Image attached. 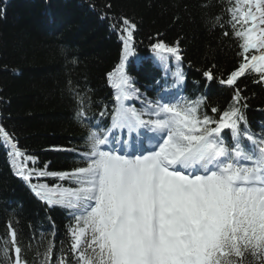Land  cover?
I'll return each mask as SVG.
<instances>
[{"label": "snow or ice", "instance_id": "snow-or-ice-1", "mask_svg": "<svg viewBox=\"0 0 264 264\" xmlns=\"http://www.w3.org/2000/svg\"><path fill=\"white\" fill-rule=\"evenodd\" d=\"M225 4L228 20L212 17V27L227 24L240 51L238 66L219 79L234 89L223 110L214 106L209 112L205 96H181L167 84L155 99L145 97L125 67L135 55L137 25L121 17L110 25L123 43L120 63L108 73L115 102L110 114L102 111L93 122L90 104L75 94V116L86 135L82 149L68 151L78 154L79 166L29 167L37 158L0 125V144L15 174L42 202L71 217L69 247L54 264H264V130H251L247 97L237 87L249 74L264 84V0ZM179 43L157 37L150 45L166 69L176 61L172 89L186 79ZM203 75L214 79L211 70ZM43 177L62 183L32 182ZM54 236L53 231L44 251H37L39 264H53ZM0 239V264H29L11 224L7 238Z\"/></svg>", "mask_w": 264, "mask_h": 264}, {"label": "trees", "instance_id": "trees-1", "mask_svg": "<svg viewBox=\"0 0 264 264\" xmlns=\"http://www.w3.org/2000/svg\"><path fill=\"white\" fill-rule=\"evenodd\" d=\"M225 7V0H0V125L14 134L22 150L37 158L29 167L47 164L48 171H66L79 166L78 154L68 151L82 149L86 135L75 116V94L84 97L86 106L90 104L93 122L102 111L110 114L114 89L108 73L115 71L123 52L119 31L110 25L121 17L137 25L135 55L125 67L145 97L150 99L154 89L163 85L159 83L174 81L176 68L174 59L167 69L160 63L151 42L157 37L168 44L179 40L189 96H205L209 112L214 106L223 110L234 89L221 85L219 79L238 66L240 51L227 24L224 29L212 27V17L223 15L228 20L222 13ZM206 70L213 72V80L204 77ZM255 79L254 74L241 77L237 87L247 97L248 124L260 133L264 84L254 83ZM134 103L140 107L138 101ZM32 182L62 183L50 177ZM70 223L64 208L42 202L15 174L8 150L0 144V238H7L11 224L29 264H39L36 253L44 251L54 231V262L70 244Z\"/></svg>", "mask_w": 264, "mask_h": 264}]
</instances>
